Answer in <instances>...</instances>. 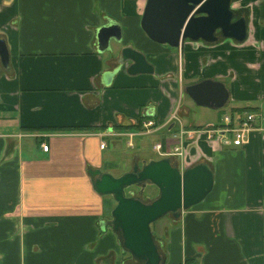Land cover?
Masks as SVG:
<instances>
[{
    "label": "crops",
    "instance_id": "1",
    "mask_svg": "<svg viewBox=\"0 0 264 264\" xmlns=\"http://www.w3.org/2000/svg\"><path fill=\"white\" fill-rule=\"evenodd\" d=\"M147 4L0 0L9 54V68L0 63V264H137L109 224L115 201L92 185L95 170L118 177L131 169L109 159L123 133L151 117L155 128L140 137L165 144L180 127L212 125L180 102L187 85L204 79L225 85L232 115L264 109V0L231 4L247 22L241 43L218 34L213 44L187 40L178 49L143 30ZM111 23L121 40L99 51L98 31ZM126 47L152 73L127 74L126 62L105 85L102 75L119 66ZM174 109L177 120L165 125ZM181 146L183 156L153 150L160 158L136 154L131 161L204 162L213 173L200 203L179 219H159L163 264H264V122L256 119L241 147L202 138Z\"/></svg>",
    "mask_w": 264,
    "mask_h": 264
},
{
    "label": "water",
    "instance_id": "2",
    "mask_svg": "<svg viewBox=\"0 0 264 264\" xmlns=\"http://www.w3.org/2000/svg\"><path fill=\"white\" fill-rule=\"evenodd\" d=\"M232 2L148 0L141 26L152 40L176 49L187 40L213 44L219 39L218 34L241 43L248 35L247 22L244 17H236ZM97 37L99 51L109 50L110 40H121L120 27L114 23L106 25L98 31ZM126 62H130L127 74L153 71L141 53L126 47L121 50L119 66L105 72L102 82L108 85ZM0 63L4 69L9 68V54L3 39H0ZM184 93L195 105L214 110L229 102L228 90L220 81L204 79L187 85ZM92 175L96 193L110 195L115 201L109 224L119 236L122 250L137 264H163L150 225L167 215L179 219L182 211L200 203L213 186V173L207 163L180 168L178 162L168 157L142 161L141 165L135 161L129 171L118 177L99 170ZM148 185L156 187L157 195L145 201L141 196ZM132 187L139 188L137 194L126 193Z\"/></svg>",
    "mask_w": 264,
    "mask_h": 264
},
{
    "label": "built area",
    "instance_id": "3",
    "mask_svg": "<svg viewBox=\"0 0 264 264\" xmlns=\"http://www.w3.org/2000/svg\"><path fill=\"white\" fill-rule=\"evenodd\" d=\"M177 110L174 109L165 122V125L173 123L176 118ZM242 113H231L223 115L222 123L212 124L200 128H178L171 137L167 138L164 143L158 142L153 144V150L161 156H183L184 149L182 143L195 142L197 139H204L210 143H217L219 145L230 147H241L246 142L248 134L253 130L256 121V114L250 111ZM141 129H135L128 133H123L125 137L129 138L127 145L132 147L131 138L148 133L155 128L154 120L151 117L144 119L139 125ZM139 127V128H140ZM122 134V133H119ZM47 145L41 143L43 151H47ZM100 148L105 147V142L102 141L99 145Z\"/></svg>",
    "mask_w": 264,
    "mask_h": 264
},
{
    "label": "rangeland",
    "instance_id": "4",
    "mask_svg": "<svg viewBox=\"0 0 264 264\" xmlns=\"http://www.w3.org/2000/svg\"><path fill=\"white\" fill-rule=\"evenodd\" d=\"M234 1V0H233ZM233 3V2H232ZM233 9V8H232ZM235 13H237L238 15H236V17H239V13L240 10L239 9H233ZM188 98L186 97L185 94H183V98L180 99L181 104L187 106V107H191V110L193 113H195V115L193 117H195L194 119L201 120V124H207V123H212V124H219L222 123L223 120V115L230 113L231 111V105L228 103L226 106H224L221 109H210L208 107H204V106H197L195 104H191L188 102ZM255 114H256V119L257 122H259L260 120L264 122V109H261L260 111L256 108L253 109ZM158 135V134H156ZM154 135H144L142 137L140 136H135L131 138V142L133 144L132 147H129L127 145V142L129 141L128 137H120L118 144L115 148V150L113 151V155L112 158L109 156V159H113L115 162H117L120 167L127 164V166L129 167L128 170L131 168L132 166V157L133 155L140 156V157H153V158H158L159 156H157L155 154V152L153 151V149L151 148V145L153 143V137ZM128 140V141H127ZM106 142L109 143L110 139H106ZM153 146V145H152ZM107 151V150H106ZM160 158V157H159ZM132 192L133 194H137L138 192V188L136 187H132L126 190V193ZM142 195L146 198L145 201H148L149 199H152L155 195H157V190L154 186H146ZM143 197L141 196V199ZM144 200V199H143ZM165 218V217H163ZM162 219V218H161ZM160 221V220H158ZM158 221L152 223L150 225V228L154 234V237L157 239V237L155 236V233L157 232V225H158ZM157 223V224H155ZM158 233V232H157ZM156 243L159 245L158 241H156ZM160 244H162V242L160 241ZM125 255H129L128 253ZM125 264H128L129 261L127 262V260H124Z\"/></svg>",
    "mask_w": 264,
    "mask_h": 264
},
{
    "label": "trees",
    "instance_id": "5",
    "mask_svg": "<svg viewBox=\"0 0 264 264\" xmlns=\"http://www.w3.org/2000/svg\"><path fill=\"white\" fill-rule=\"evenodd\" d=\"M243 110H245V109H241L240 111H243ZM251 110H253V109H251Z\"/></svg>",
    "mask_w": 264,
    "mask_h": 264
},
{
    "label": "flooded vegetation",
    "instance_id": "6",
    "mask_svg": "<svg viewBox=\"0 0 264 264\" xmlns=\"http://www.w3.org/2000/svg\"><path fill=\"white\" fill-rule=\"evenodd\" d=\"M235 15H238L237 13H235ZM139 189V188H138Z\"/></svg>",
    "mask_w": 264,
    "mask_h": 264
}]
</instances>
